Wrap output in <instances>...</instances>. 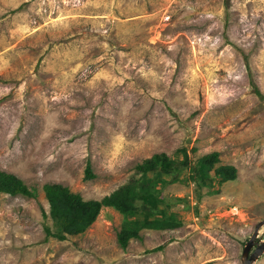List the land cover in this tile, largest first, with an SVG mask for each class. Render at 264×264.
<instances>
[{"label": "rangeland", "instance_id": "1", "mask_svg": "<svg viewBox=\"0 0 264 264\" xmlns=\"http://www.w3.org/2000/svg\"><path fill=\"white\" fill-rule=\"evenodd\" d=\"M210 152L234 180L190 177ZM159 153L180 168L157 184L178 227L122 250L101 207L45 239L44 184L100 200ZM0 170L35 191L0 192V264H241L264 219V0H0Z\"/></svg>", "mask_w": 264, "mask_h": 264}, {"label": "trees", "instance_id": "2", "mask_svg": "<svg viewBox=\"0 0 264 264\" xmlns=\"http://www.w3.org/2000/svg\"><path fill=\"white\" fill-rule=\"evenodd\" d=\"M181 160L179 164L188 165V155L185 148L179 150ZM218 162V152H210L201 156L192 167L193 175L199 176V181L205 179L217 182L232 181L236 177V170L231 165H221L210 170ZM136 178L116 188L100 200H83L78 193L70 191L66 186L58 183L44 184L42 190L48 203V215L51 225H44L45 239H65L68 235L83 233L95 220L101 207H110L120 213L123 221L116 233L118 246L124 250L128 241L139 238V231L143 228L153 230L173 229L180 225L174 214H167L159 205L163 201L158 196L157 184L165 182L163 178L173 176L180 168L177 162L165 153L154 154L136 165ZM84 180L94 178L90 162L84 168ZM0 192L11 196L21 195L28 198L35 197V191L28 188L23 181L14 174L0 170ZM137 202L141 203L139 207ZM133 216L132 218H129ZM161 249V246L155 248Z\"/></svg>", "mask_w": 264, "mask_h": 264}, {"label": "water", "instance_id": "3", "mask_svg": "<svg viewBox=\"0 0 264 264\" xmlns=\"http://www.w3.org/2000/svg\"><path fill=\"white\" fill-rule=\"evenodd\" d=\"M264 224V219L257 222L249 240L244 244L241 253V264H252L264 251V240L256 243L254 241L259 228ZM254 248L253 250H251Z\"/></svg>", "mask_w": 264, "mask_h": 264}]
</instances>
